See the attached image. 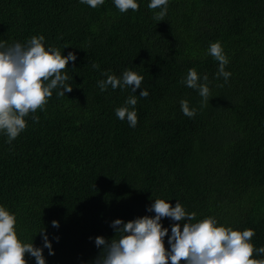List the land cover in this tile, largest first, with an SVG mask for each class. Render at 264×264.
Wrapping results in <instances>:
<instances>
[{
    "label": "trees",
    "instance_id": "trees-1",
    "mask_svg": "<svg viewBox=\"0 0 264 264\" xmlns=\"http://www.w3.org/2000/svg\"><path fill=\"white\" fill-rule=\"evenodd\" d=\"M136 2L137 11L121 13L114 0L95 9L80 0H0V41L42 35L46 48L77 57L65 70L71 93L53 90L34 113L39 122L30 113L11 144L0 132V206L16 216L21 242L42 247L46 230L55 253L44 249L46 264H93L95 237L111 240L116 219L154 216L146 209L157 198L196 213L193 222L212 216L218 226L252 229V244L264 247V0H168L164 21L151 0ZM217 41L227 83L208 54ZM190 68L201 83L208 76L209 104L180 83ZM126 69L143 76L141 89L101 92V73L121 78ZM132 94L134 128L115 114ZM161 223L170 235L172 221Z\"/></svg>",
    "mask_w": 264,
    "mask_h": 264
},
{
    "label": "clouds",
    "instance_id": "clouds-1",
    "mask_svg": "<svg viewBox=\"0 0 264 264\" xmlns=\"http://www.w3.org/2000/svg\"><path fill=\"white\" fill-rule=\"evenodd\" d=\"M80 3L95 9L103 5L104 0H80ZM114 5L121 13L139 9L136 0H114ZM167 7L168 0H151L148 4L149 9H161L154 15V19L159 21H164ZM44 41L42 35L32 36L26 44L9 45L6 41H0V132L5 133L9 144L26 129L25 117L30 113L33 114V122H39V117L34 113L38 109L45 110L53 90L61 89L57 93L59 96H65V93L73 90L71 84L67 83L70 77L65 70L69 62L74 63L77 57L73 52L64 56L58 48H46ZM208 54L219 63L217 78L223 77L227 83L231 73L225 71L229 61L221 43H211ZM92 68L98 69L99 65L92 63ZM101 74L107 77L106 80L98 81L101 92L109 86L112 89L130 88L131 93L141 89L143 76L135 71L126 69L121 78L108 72ZM202 79L203 83L196 69L190 68L180 83L197 90L202 97V104H209L211 93L207 84L208 76L204 75ZM148 95L146 90L139 93L140 98ZM136 104L137 96L132 94L125 101V106L115 110L117 118L121 121L126 118L133 128L138 122L134 110ZM129 106L133 110H129ZM180 107L185 116L193 118L196 115V109L190 108L188 101L181 100ZM146 211L155 215H146L126 223L120 219L112 221L110 227L115 235L111 240L95 237V246L101 252L93 264H264V247L255 248L252 244L255 235L252 229L238 231L218 226V221L212 216L193 222L196 213H188L179 202L173 207L160 198L155 199ZM164 218L172 221L170 235L169 228L161 223ZM51 225L59 228L55 220ZM116 233H119L118 238ZM38 234L42 239V247L34 246L32 241L21 242L16 231V216L0 206V264H28L26 255L33 257L35 264H46L44 249H48L49 256L55 253L46 230L43 228ZM54 239L59 242V237Z\"/></svg>",
    "mask_w": 264,
    "mask_h": 264
}]
</instances>
